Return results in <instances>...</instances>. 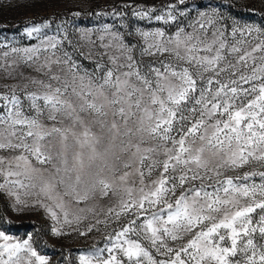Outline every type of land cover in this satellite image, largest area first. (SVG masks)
<instances>
[{
  "label": "snow or ice",
  "instance_id": "6c2138e0",
  "mask_svg": "<svg viewBox=\"0 0 264 264\" xmlns=\"http://www.w3.org/2000/svg\"><path fill=\"white\" fill-rule=\"evenodd\" d=\"M82 15L0 42V198L101 239L52 261L0 230V264H264V27L186 0Z\"/></svg>",
  "mask_w": 264,
  "mask_h": 264
},
{
  "label": "rangeland",
  "instance_id": "374dc122",
  "mask_svg": "<svg viewBox=\"0 0 264 264\" xmlns=\"http://www.w3.org/2000/svg\"><path fill=\"white\" fill-rule=\"evenodd\" d=\"M160 0H0V42H8L16 46H25L36 43L24 35V28L29 22L41 23L44 18L56 14L61 18H71L70 13L80 11L84 14L90 12L111 11L120 8L125 3L142 4L146 6L157 5ZM245 6L242 14H233L228 8L218 2L203 1L201 4H191L190 10L206 11L213 8L223 12L225 16L234 18L241 24L254 27H264V0H233ZM109 7V8H108ZM108 8V9H107ZM94 10V11H93ZM127 19L136 26H159L156 21H140L131 15V10L125 8ZM86 18V17H85ZM77 18L81 26H93L102 23H112L113 20L105 16H91L85 19ZM0 230H8V234L17 239H25L29 234L33 236L34 246L41 254L47 255L52 261H58L63 249H81L101 239L100 233L94 232L87 237L72 236L57 238L51 235V221L43 211H29L17 213L7 206L5 200L0 198ZM11 223L14 224H5ZM18 225V226H16ZM102 228V226H101ZM103 230V229H102Z\"/></svg>",
  "mask_w": 264,
  "mask_h": 264
},
{
  "label": "trees",
  "instance_id": "16d2710c",
  "mask_svg": "<svg viewBox=\"0 0 264 264\" xmlns=\"http://www.w3.org/2000/svg\"><path fill=\"white\" fill-rule=\"evenodd\" d=\"M203 1H209V2H218V3H222V4H224L227 8H228V10L231 12V13H233V14H237V15H239V14H242V12H244L245 11V6H243V5H241V4H238L237 2H235V1H233V0H186V2L189 4V5H191V4H201ZM168 2V0H163V3H167ZM161 3H162V0H160L158 3H157V5H161ZM109 8V7H108ZM107 8V9H108ZM94 11V10H93ZM89 12H90V10H89ZM88 13H86V14H84V15H82V17H86L85 19H87V17H89L88 15H87ZM0 212H1V208H0ZM5 224L7 225V224H11V223H6L5 222ZM12 226H14V224H11ZM16 226H18V225H16Z\"/></svg>",
  "mask_w": 264,
  "mask_h": 264
}]
</instances>
